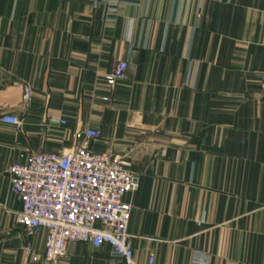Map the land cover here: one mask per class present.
Wrapping results in <instances>:
<instances>
[{"label":"crops","instance_id":"0c3cea01","mask_svg":"<svg viewBox=\"0 0 264 264\" xmlns=\"http://www.w3.org/2000/svg\"><path fill=\"white\" fill-rule=\"evenodd\" d=\"M6 113L21 125L0 121V264H48L33 260L46 233L16 223L9 167L85 129L94 152L134 148L136 264H264V0H0ZM60 264L124 263L70 243Z\"/></svg>","mask_w":264,"mask_h":264},{"label":"built area","instance_id":"2783aa9c","mask_svg":"<svg viewBox=\"0 0 264 264\" xmlns=\"http://www.w3.org/2000/svg\"><path fill=\"white\" fill-rule=\"evenodd\" d=\"M127 69V61H118L104 76L106 86L113 89ZM31 94V88L24 87L25 98ZM0 121L21 125L19 117L9 113L2 114ZM100 135L99 130H79L67 152L34 154L9 167L10 191L22 205L16 223L30 235L46 233L44 251L33 260L60 264L70 243H87L97 248L107 245L113 257L136 264L128 232L133 206L124 201L140 185L131 170L134 148L124 155L94 152L90 141ZM31 247L27 243L28 255ZM147 264H155L154 254L148 256ZM193 264H208L207 256L196 257Z\"/></svg>","mask_w":264,"mask_h":264}]
</instances>
